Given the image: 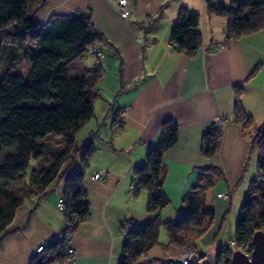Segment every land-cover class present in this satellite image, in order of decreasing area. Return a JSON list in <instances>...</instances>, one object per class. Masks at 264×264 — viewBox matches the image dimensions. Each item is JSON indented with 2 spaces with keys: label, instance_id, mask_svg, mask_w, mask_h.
<instances>
[{
  "label": "crops",
  "instance_id": "crops-1",
  "mask_svg": "<svg viewBox=\"0 0 264 264\" xmlns=\"http://www.w3.org/2000/svg\"><path fill=\"white\" fill-rule=\"evenodd\" d=\"M41 1L31 10L30 0L29 6L41 24L52 16L93 14L96 29L112 44H94L67 67L71 78L89 76L99 64L104 69L96 84L95 116L78 133L76 142L82 147L98 134L97 150L84 178L91 214L80 223L70 246L75 249L73 264H119L123 229L143 225L154 216L147 210V189L130 194V186L136 181L135 168L160 143L164 124L176 123L180 134L176 146L166 152L163 171V187L174 210L168 205L160 217L173 221L169 219L185 211V196L197 182L201 166L219 167L224 175L218 180L224 179L234 191L251 144L247 132L235 122V89L245 88L243 105L253 118V129L254 122L264 121V30L230 41L225 35L228 18L211 15L206 0H129L131 15L126 19L116 0H48L45 5ZM215 5L232 6L231 0H215ZM182 7L202 17L203 46L193 58L175 50L170 42ZM161 11L162 20L146 36L144 28ZM22 54L6 46L1 61L10 59L13 73L22 75L18 70L24 62ZM213 125L223 128V136L218 154L208 160L201 144ZM99 172L103 179L97 181L93 175ZM215 177L210 178L211 185ZM61 183L59 192L24 202L9 236L0 237V264H30L39 244L63 238L67 225L58 207L64 192ZM184 251L169 252L162 260L178 261ZM146 256L147 261L158 260Z\"/></svg>",
  "mask_w": 264,
  "mask_h": 264
},
{
  "label": "trees",
  "instance_id": "trees-1",
  "mask_svg": "<svg viewBox=\"0 0 264 264\" xmlns=\"http://www.w3.org/2000/svg\"><path fill=\"white\" fill-rule=\"evenodd\" d=\"M44 1L45 5L48 0ZM206 4L211 15L228 18L226 38L230 41L264 30V0H231L230 7L215 5V0H206ZM29 6L30 0H0V59L6 45L16 47L22 50L23 60L30 63L31 69L26 82L22 75L13 73L10 59L0 60V237L3 239L9 236L7 232L27 199L42 200L61 182L67 225L63 234L76 233L80 223L89 218L84 178L97 150L94 143L98 134H93L82 147L76 146V142L78 133L95 116L96 84L104 69L99 64L91 75L71 78L67 67L96 43L112 47L105 34L96 29L93 14L52 16L41 24L29 12ZM162 15L163 11L144 28L146 36L155 31ZM177 18L171 45L193 58L203 46L202 17L182 7ZM244 93V87H236L234 116L235 122L247 132L253 118L243 105ZM162 131L160 143L148 150L146 161L134 171L135 192L147 189V210L154 216L127 231L119 264H178L174 259L138 261L159 244L162 227L168 233V247L196 253L200 240L215 220V211L206 206L205 195L211 186L210 178H222L224 173L214 164L199 168L197 182L185 196V211L173 221L161 220L158 213L171 203L163 187L164 159L166 152L179 142L180 134L173 122L164 124ZM222 136L223 128L218 125L203 135L201 152L205 159L218 154ZM55 137L64 139L63 149L54 147ZM250 149L258 150L259 173L251 182L236 223V248L227 245L218 251L219 264H232L235 250L252 245L254 234L264 231V122L251 140ZM68 248L64 238L58 239L43 252L35 253L30 264H66Z\"/></svg>",
  "mask_w": 264,
  "mask_h": 264
},
{
  "label": "rangeland",
  "instance_id": "rangeland-1",
  "mask_svg": "<svg viewBox=\"0 0 264 264\" xmlns=\"http://www.w3.org/2000/svg\"><path fill=\"white\" fill-rule=\"evenodd\" d=\"M38 1L42 2L41 0H33V4L31 5V10L32 8H35V6L39 4ZM29 65L30 63L28 61L27 62L24 61L22 64H20V67L18 68V70L22 72V76L24 77V81L26 82H29V73L31 70L30 67L28 69ZM14 70L15 69H13V72ZM263 122H254L253 124L254 128L247 131L248 134L247 136L248 138H250V143L254 135L256 134V131L260 128ZM62 139L63 138L61 137H55L52 141L54 147L63 149L65 147L64 146L65 143H64V139L63 140ZM76 146L81 147L79 143L76 144ZM245 161L246 163L244 165L245 169L243 175H241L239 182H237L234 191L231 189V187L228 184H226L224 179L218 180V178L215 177L213 179L214 181L213 185L209 187L205 195L206 206L210 207L211 209H214L215 211V216H214L215 220L212 227L209 229L206 235L202 237V239L198 244L196 253H198L199 255H203V254L211 255L214 253H218V251L224 248L225 245L227 244L231 245L235 239L236 223L242 211V204L248 195L247 193L249 191L251 182L256 178V176H258L259 173L258 150L250 149L249 154ZM33 166L36 167V162H33ZM62 186H63L62 183L55 184L51 190V193L55 194V192L56 193L59 192V190L62 189ZM218 194H220V196H218ZM167 207L164 208L163 210H166ZM169 209L174 210V206L169 205ZM161 211L158 213L159 215L161 214ZM174 219H169V220H174ZM161 220L164 222L167 221L164 216L161 217ZM160 232L161 233L159 237V244L151 248L147 252L148 258L151 256V258L162 260L165 257L164 255L165 254L168 255L169 252L170 254H174V253L176 254L175 251H177V249L167 246L169 239L166 230L162 227L160 229ZM237 250L239 249H236L235 251L237 252ZM146 261L147 260L145 257H141L138 262L143 263ZM157 264H159V262Z\"/></svg>",
  "mask_w": 264,
  "mask_h": 264
},
{
  "label": "built area",
  "instance_id": "built-area-1",
  "mask_svg": "<svg viewBox=\"0 0 264 264\" xmlns=\"http://www.w3.org/2000/svg\"><path fill=\"white\" fill-rule=\"evenodd\" d=\"M117 1V6H118V9H120V12H121V16L123 18H127V17H130L131 15V11L129 9V0H116ZM225 35H227V31L225 32ZM222 48V46H221ZM95 54L100 57L101 53L100 51L96 50L95 51ZM122 123H118L116 126L119 128V126H121ZM93 179L99 181V180H102L103 179V173L102 172H99V173H95L93 175ZM136 188H135V183H133V185L130 186V194H133V192H135ZM220 196V195H219ZM58 207H59V210L64 213L65 212V202L63 201V198H61L59 201H58ZM123 236L126 237L127 236V231L126 229H123V232H122ZM73 234L69 231H67V233H64L63 234V238L67 241L68 243V251H67V255H68V260L66 261V264H73L74 263V254H75V249L73 247L70 246V241H72L73 239ZM49 245L48 242H45V243H42V244H39L36 248V252L35 253H41L43 252L45 249H46V246ZM231 247L233 248H236V242H232L231 244ZM252 245L248 246V247H241L239 250L240 251H243L244 253H246L247 255L251 254L252 253ZM196 255L197 256V259H196V262H201L203 258H201V256L198 254V253H195V252H188V251H184L183 254L181 255V258L178 260V264H195L193 260H191L192 256L193 255ZM33 257V256H32ZM31 257V258H32ZM31 258L29 259L30 262L32 261Z\"/></svg>",
  "mask_w": 264,
  "mask_h": 264
},
{
  "label": "water",
  "instance_id": "water-1",
  "mask_svg": "<svg viewBox=\"0 0 264 264\" xmlns=\"http://www.w3.org/2000/svg\"><path fill=\"white\" fill-rule=\"evenodd\" d=\"M252 239V253L247 255L243 251L237 250L231 258L232 264H264V231H258ZM196 259L197 256L194 254L191 260L195 264H219L216 253L203 257L199 263L196 262Z\"/></svg>",
  "mask_w": 264,
  "mask_h": 264
}]
</instances>
